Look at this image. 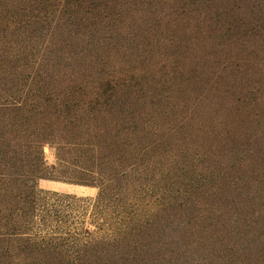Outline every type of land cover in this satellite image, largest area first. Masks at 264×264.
Listing matches in <instances>:
<instances>
[{"label": "trees", "instance_id": "trees-1", "mask_svg": "<svg viewBox=\"0 0 264 264\" xmlns=\"http://www.w3.org/2000/svg\"><path fill=\"white\" fill-rule=\"evenodd\" d=\"M260 46L264 0H0V264H264Z\"/></svg>", "mask_w": 264, "mask_h": 264}, {"label": "rangeland", "instance_id": "rangeland-1", "mask_svg": "<svg viewBox=\"0 0 264 264\" xmlns=\"http://www.w3.org/2000/svg\"><path fill=\"white\" fill-rule=\"evenodd\" d=\"M259 48L260 49L255 50L254 53H257L258 57L262 58L264 56V53H262V47L260 46ZM248 52H249L248 50L242 52L240 51L238 56L240 57L247 55ZM252 68L253 69L249 72V74H245V75L238 76V73L234 72L232 76L228 77L225 80L226 82L224 83H227L228 85L231 86L237 85L241 87L244 85V86H254L261 89L262 92V97H260V100L262 99L261 105L260 106L257 105V107L254 106L255 108L254 112L256 113V116H250L246 120L245 126L247 127V132L245 133V136L238 141V144H240L238 148L250 152L249 154L251 156H248L249 162L257 159L258 164L261 166L260 173H262L261 175H259V178L264 180V67L255 65ZM218 85L220 86V83ZM222 85L223 84H221V86ZM224 152L227 151L225 150ZM246 154H247L246 152L242 151L240 152L239 156L244 157V155ZM44 158L48 165H51L55 162L54 151L49 146H45L44 148ZM49 181L71 184L59 180L39 179L38 186L45 190H56L48 185ZM89 188L90 189L87 191L88 193L83 196L92 197L96 194V189L94 187H89ZM56 191L67 192L64 190H56Z\"/></svg>", "mask_w": 264, "mask_h": 264}]
</instances>
